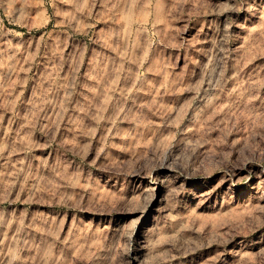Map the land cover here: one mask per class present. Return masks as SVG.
Instances as JSON below:
<instances>
[{
    "label": "rangeland",
    "instance_id": "obj_1",
    "mask_svg": "<svg viewBox=\"0 0 264 264\" xmlns=\"http://www.w3.org/2000/svg\"><path fill=\"white\" fill-rule=\"evenodd\" d=\"M0 264H264V0H0Z\"/></svg>",
    "mask_w": 264,
    "mask_h": 264
}]
</instances>
